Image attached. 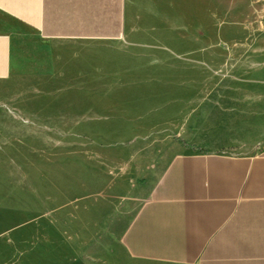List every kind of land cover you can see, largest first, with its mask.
<instances>
[{
	"label": "rangeland",
	"instance_id": "1",
	"mask_svg": "<svg viewBox=\"0 0 264 264\" xmlns=\"http://www.w3.org/2000/svg\"><path fill=\"white\" fill-rule=\"evenodd\" d=\"M20 32L0 81V264H146L110 233L142 151L224 94L255 96L264 134V0H134L113 41Z\"/></svg>",
	"mask_w": 264,
	"mask_h": 264
},
{
	"label": "crops",
	"instance_id": "2",
	"mask_svg": "<svg viewBox=\"0 0 264 264\" xmlns=\"http://www.w3.org/2000/svg\"><path fill=\"white\" fill-rule=\"evenodd\" d=\"M134 0H0V81L13 72L20 28L52 41H113ZM207 99L208 95L205 96ZM208 101V100H206ZM174 140L142 151L138 181L110 233L146 264H264V134L257 100L218 95ZM185 143H188L186 145ZM258 145V154L243 152Z\"/></svg>",
	"mask_w": 264,
	"mask_h": 264
},
{
	"label": "trees",
	"instance_id": "3",
	"mask_svg": "<svg viewBox=\"0 0 264 264\" xmlns=\"http://www.w3.org/2000/svg\"><path fill=\"white\" fill-rule=\"evenodd\" d=\"M185 144L189 146V144H188V143H185Z\"/></svg>",
	"mask_w": 264,
	"mask_h": 264
}]
</instances>
